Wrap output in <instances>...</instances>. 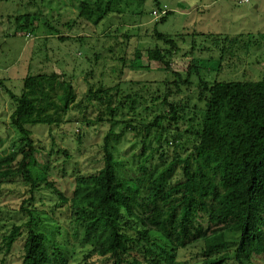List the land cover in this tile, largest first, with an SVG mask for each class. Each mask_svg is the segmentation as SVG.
Listing matches in <instances>:
<instances>
[{
    "label": "trees",
    "instance_id": "16d2710c",
    "mask_svg": "<svg viewBox=\"0 0 264 264\" xmlns=\"http://www.w3.org/2000/svg\"><path fill=\"white\" fill-rule=\"evenodd\" d=\"M153 3L158 12L165 10L159 0ZM80 7L73 25H66L73 35L82 30L81 23L94 25L96 33L105 20L125 12L120 0L81 2ZM154 37L162 46L145 55L136 50L133 59L122 57L121 62L132 71H150L155 63L156 70L173 74L175 41L156 32ZM233 38L224 40L229 46L221 50L220 60L234 56L230 49L240 40ZM116 44L121 45L117 39ZM108 52L115 53L112 48ZM189 77L175 73L161 95L147 93L150 97L141 88L123 89L121 82L107 88L88 83L79 100L65 76H27L22 93L10 94L14 107L9 125L20 148L0 157L2 180L19 176L28 187L29 197L19 211L27 220L12 224L2 238L5 253L25 232L21 264H68L60 250L51 252L46 235L35 230L34 203L43 194L57 199V208L69 202L72 234L109 264H176L179 252L189 248L199 249V264H264V80L203 83V107L188 109L170 98L192 85ZM73 110L81 114L82 125L107 124L108 129L100 146V168L79 177L74 197L66 199L48 180V168L37 165L34 154L40 149L29 127L60 129L73 122ZM88 111L96 113L94 120ZM127 135L136 153L121 160L116 143ZM188 145L183 157L168 160L166 147L185 151Z\"/></svg>",
    "mask_w": 264,
    "mask_h": 264
},
{
    "label": "rangeland",
    "instance_id": "374dc122",
    "mask_svg": "<svg viewBox=\"0 0 264 264\" xmlns=\"http://www.w3.org/2000/svg\"><path fill=\"white\" fill-rule=\"evenodd\" d=\"M96 1L0 0V157L20 148V139L9 125L14 107L10 94L20 95L23 80L29 75L65 76L80 100L89 88L88 83L107 88L121 82L123 89L141 88V94L150 97L148 94L156 92L161 95L166 81H174L175 73L183 79L190 73L192 85L183 86L178 95L170 98V102L188 109L193 105L203 107L199 100L203 83L264 80V0H249L245 4H239L240 0H159L162 9L166 6L172 10L163 22L161 16L153 14L159 11L153 0H120L124 13L105 20L96 33L94 25L81 23L82 30L73 35L66 25L72 24L79 14L81 2ZM28 15L33 24L26 18ZM154 32L167 35L176 43L173 74L156 70L155 63L150 64V71H132L121 62L122 57L133 59L136 50L145 55L147 50L162 46ZM77 37L87 38L80 43ZM233 37L240 40L230 49L234 56L225 55L220 60L221 50L229 46L226 39ZM115 38L121 45L116 44ZM110 48L114 54L108 52ZM95 116L96 113L87 112L88 118L94 120ZM71 117V124L52 131L43 125L29 127L40 149L34 154L37 165L48 168V180L66 199L74 197L79 177H88L100 168V146L108 129L107 124L82 125L81 114L76 110ZM131 141L132 137L127 135L116 143V156L121 160H130L136 153ZM189 147L185 151L166 147L168 160L183 157ZM128 173L124 171L125 175ZM178 179L180 176L174 181ZM28 197V187L21 177H0V264L22 262L25 232L8 253L2 249V238L9 234L12 224L21 225L27 220L19 211ZM56 203L57 199L37 195L33 211L35 230L46 235L51 252L60 250L68 264H109L92 253L90 247L80 245L72 234L69 202L59 208ZM199 256L198 248L181 250L176 264H199Z\"/></svg>",
    "mask_w": 264,
    "mask_h": 264
},
{
    "label": "built area",
    "instance_id": "2783aa9c",
    "mask_svg": "<svg viewBox=\"0 0 264 264\" xmlns=\"http://www.w3.org/2000/svg\"><path fill=\"white\" fill-rule=\"evenodd\" d=\"M243 2L244 3H249V0H243ZM153 14L155 15V16H161V17H163V16H165L166 15V10H163V11H161V12H153Z\"/></svg>",
    "mask_w": 264,
    "mask_h": 264
},
{
    "label": "crops",
    "instance_id": "0c3cea01",
    "mask_svg": "<svg viewBox=\"0 0 264 264\" xmlns=\"http://www.w3.org/2000/svg\"><path fill=\"white\" fill-rule=\"evenodd\" d=\"M189 1H192V0H189ZM239 4H245V3L243 2V0H240V1H239ZM164 8H165V10H166V14L169 15L170 13H172V10L166 8V6H164Z\"/></svg>",
    "mask_w": 264,
    "mask_h": 264
}]
</instances>
